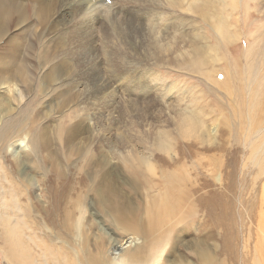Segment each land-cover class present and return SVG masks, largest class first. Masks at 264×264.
Returning <instances> with one entry per match:
<instances>
[{
  "label": "rangeland",
  "instance_id": "rangeland-1",
  "mask_svg": "<svg viewBox=\"0 0 264 264\" xmlns=\"http://www.w3.org/2000/svg\"><path fill=\"white\" fill-rule=\"evenodd\" d=\"M112 1L115 2L110 0L106 6H112ZM227 1L210 0L217 4L213 8L225 7L221 13L225 17L231 13L225 20L232 34L230 42L216 41L197 11L186 14L179 9L175 13L178 24L173 45L186 41L188 33L181 31L180 24L190 20L191 34L201 41L205 39L199 45L217 47L218 56L223 55L228 62L227 70L232 80L238 75L234 64L237 60L242 73L247 74L244 55L248 47L258 41L262 51L258 53L255 70V77L260 80L255 85L256 90L261 91L264 89V3L241 0L236 10H231L228 7H235L234 3ZM59 2L0 0L5 14L0 16V22L1 18L3 21L0 31V137L8 121L14 124L2 138L5 141H0V264H94L91 256L107 264L129 262L130 255L143 247L140 244L146 240V237L131 235L135 233L131 227L148 230L146 211L152 198L164 192L160 191L158 183L164 173L175 172L177 166H184L181 176H185L186 171L190 174L183 188L187 196L175 218L180 222L166 232L161 244L146 252L148 260L144 259L142 264H243L244 259L252 263L256 257L255 245L264 243V175L252 184L254 168L250 170L252 165L248 169L244 164L249 144L256 138H244V129H249V124L240 129L244 132L239 137L235 136L238 128L229 124L234 136L224 138L227 150L215 148L225 143L221 136L227 127L219 121L235 117L238 123L236 86L232 82L227 84L230 91L227 97L212 85V75L206 80L198 73L156 69L154 83L144 87L141 83H129L128 87L123 85V90H118L122 84L117 85L116 77L128 69L124 67L126 50L109 45V55H102L101 43L88 38L83 44L77 40L67 45L64 38L70 41L74 32L73 26L67 24L78 27L80 23L69 17L73 6L62 9ZM25 4L31 5V13L36 14L31 19L25 16L24 20H19L21 16L16 11ZM196 4L204 12L214 11L201 1ZM113 11L118 13L97 16L95 23H104L105 17L130 19L133 16L129 7L115 6ZM82 51L92 54L91 62L80 63ZM58 63L65 78L49 82L51 65ZM222 65L220 61L216 67ZM88 68L90 70H86ZM102 76L104 82L99 81V84L105 86L99 87L96 81ZM216 78L221 77L217 75ZM243 79L246 84L245 77ZM103 87L108 91L101 89ZM108 92L112 98L111 107L102 104ZM212 99L226 103L223 113L212 116H219L214 122L220 127L207 122L209 129L202 137L203 145L195 140H176L173 122L179 110L195 109L198 104V109L208 112L215 109ZM243 109L240 113L247 115ZM263 124L262 117L259 127L253 128L258 130V136L264 133ZM161 128L171 136L168 137L171 146L168 154L153 147ZM15 140L20 141L19 147L11 146ZM105 145L113 148L110 157L104 152ZM140 156L145 157L153 171L138 167L141 174L140 170H135V165L126 162ZM211 158L221 161V166L217 174L210 176L205 168L207 165L201 167V162L197 161ZM198 165L196 172L199 174L192 173L193 166ZM192 175H197V180ZM205 180H209L207 188L202 185ZM106 188L111 191L108 193ZM208 194H221L222 198L205 207L200 199L207 198ZM188 207L194 211L187 216ZM117 211L121 212L122 223L115 217ZM65 214L71 217L69 230L62 225ZM148 238L150 241L153 236ZM203 250L210 257L208 260L203 259Z\"/></svg>",
  "mask_w": 264,
  "mask_h": 264
},
{
  "label": "bare ground",
  "instance_id": "bare-ground-1",
  "mask_svg": "<svg viewBox=\"0 0 264 264\" xmlns=\"http://www.w3.org/2000/svg\"><path fill=\"white\" fill-rule=\"evenodd\" d=\"M59 1H60L59 3L61 4L62 9L69 8V7L73 6L70 10V12H72V13L69 14V17L74 19L76 22L80 23V25L78 27H76V25L72 24V23L67 24V26L72 25L73 31H74L71 35V37L73 39H71L69 41L67 39V37L64 38L67 45L71 46L73 44V42L77 41V40L79 41V43L83 44L84 41L85 42L87 41L85 39L88 38L89 40H93V42L99 41V43H101L102 55H109L110 51L107 50V47L109 45H111L112 48H114L115 46H118V47H122L124 51L126 50V53H124V56H123V57H125V61H126V66H124V67H128V69L125 68L124 72H121L120 75L119 76L117 75V77H116L117 85L122 84L120 87H117L118 90L124 88L125 85L127 86V84H129V83H132V85H133V83H136V84L141 83L142 86L143 85L148 86L147 83L153 82L155 80V79H153L154 76L157 77L158 73L157 72L154 73V71H156V69H165L168 71L180 72V73L184 72V74L186 73V74H192V75H193V73H198L203 78L205 77L206 80H209L208 79L209 75H212L213 78L210 79L212 85L215 86L216 88H219V90H222L224 92V96L226 95L227 97L230 95V91L228 90L229 88L227 87V84L229 82H232L236 86V89H237L234 92L235 97H236L235 101L237 102V106L236 105H234V106H236V110H237V114H238V123H235V121H234L235 117L231 118V120H229V121H228V119H224L223 121H221L219 119L220 120L219 123L222 122V125L224 127H227V129L223 131L222 136L220 135L221 137H223V141H225V143L222 142L220 145L216 146L215 148H218L217 150H220V151H224L227 148V146H228L227 140H225L224 138H226V137L229 138L230 136L231 137L234 136L233 135L234 132L232 131L233 129L232 130L230 129V127L228 126L229 124H232L235 126V128H238V130L235 131V136H237V137L242 135V133L244 132L240 129H244L245 124H249L250 125L249 129H247V128L244 129L245 133H246V136H244V138L247 139L250 136H252V138L255 137L256 139L254 142H250V144H249V149L247 150V151H249V155H247L248 158L245 159L246 161L244 162V164H245V167L249 166V167H247L248 169H250V166L252 165L250 170H252L254 168L255 173L251 178L252 184L257 182L258 179L264 175V133L262 135L258 136L257 135L258 130L253 129V128L259 127V121H261L262 117L264 118V89L261 91L256 90V85H255V83L258 80H260L259 78L257 79L255 77V70L257 69V63L259 62L258 53H260L262 51L261 50L262 47L260 46V43L258 41H255L253 44H251L248 47L247 52L244 55L245 68L247 71L246 75H244L242 73V69H241V66L239 65L238 60L236 61V63H234V64H236L235 69H236L238 75L232 80L229 79V71L227 70L228 62L224 59V56L223 55L220 57L218 56V54H217L218 51H216L217 47L214 48L211 46H202L201 43L199 45V42L201 41V39H199V37L197 38V37L193 36L191 34V31L189 30V29H191L190 20H186V24H180L181 25L180 26L181 31L182 32L184 31L183 33H185V32L188 33L186 38L184 37L186 39V41H181V44H179L177 46L173 45V39H174V35H175L174 33H176V28H177V24H178L177 23L178 20H176L175 13L178 12L179 9L183 12H186V14H192V13H195L197 11L199 16H201V18L205 21L206 25L210 28L212 35H214L216 41H218V42L222 41V43L230 42L232 40V34H230V32H229L228 26H227L225 20L229 16H231V13H229L228 14L229 16H227V17L222 15L221 13L226 10L225 7L224 8L222 7L223 5H221L219 7L220 9L219 8H217V9L213 8V6H215L217 4H216V2H210V0L209 1H206V0H114L115 2L112 1V3H111L112 6L111 5L106 6L107 2L110 0H59ZM200 1L209 10H211V11L214 10L213 13L202 11V9L200 8V5L196 4V3H199ZM240 1L241 0H229V1H227V2H233L234 6H235V7L231 6V8L228 7V9L236 10L235 8H237V4H240ZM260 1H262L264 3V0H260ZM230 5L231 4H229L228 6H230ZM115 6H120V8H125V7L131 8L133 16L130 19L119 18V17H113V18L105 17L104 23H100L101 21L98 23H95L97 16L106 15L108 12H113V15H116L118 13V11H113ZM22 7H23L22 9L16 11V13H19L21 16V17L19 16L20 18L16 17L19 20H24L25 16H26V18L29 17L31 19V17L36 14V13H34V14L31 13V11L33 10L31 8V5L25 4V6H22ZM3 11H4V8H3L2 4H0V16L2 14H4ZM4 22H5V20H4ZM19 23H21V21ZM2 27H3V21L1 18L0 31L2 30ZM189 32H190V34H189ZM256 33H258V31ZM189 35L191 38V42L189 41ZM197 39H199V41H197ZM39 40H41V39H39ZM113 40H115V42ZM203 40H205V39L202 38V41ZM89 44H90V42H89ZM221 47H222V44H221ZM211 54H214V55L211 56ZM93 56H95V55H93ZM79 57L81 58L80 63L83 62V64H84V62L88 63L90 61V59L92 58V54L90 55L89 52L82 51L81 55L79 54ZM49 59H51V58H49ZM118 60H120V59H118ZM13 61H16V60L13 59ZM220 61L222 62L223 65H226L225 68H223V65L220 68L216 67ZM46 63H48V65H49V61H47ZM18 66H19V64H18ZM51 66H52V68L49 72L50 73L49 74V76H50L49 82L54 81L56 79H58V82L63 81V80H60V78H62V76L64 77L65 74L62 72L64 70H61L60 64L59 63L58 64H52ZM100 67H101V64H100ZM16 68H18V67H16ZM43 68H44V66H43ZM259 68L261 69L262 65H260ZM203 69L206 71L205 73L202 72ZM86 70H90V69L88 68ZM99 70H100V68H99ZM19 71L22 72V68L19 69ZM123 73H125V74H123ZM262 73H264V72H262ZM217 75L218 76L220 75L221 78L217 79L216 78ZM96 76H97V73H95L94 78H96ZM100 76H101V74H100ZM103 76L101 77V79L97 78L96 82H98L97 86H99V87H102L104 85V83L99 84V81L104 82ZM243 77H245V79H246V84L242 81V80H244ZM91 81L93 83L94 80H91ZM123 85H124V87H123ZM139 87H140V85H139ZM101 89H104L105 92L108 91L107 88H105V87H103ZM97 94H98V92H97ZM94 96H95V94H94ZM122 99L124 101V98H122ZM231 99H232V97H231ZM102 101H103L102 104L104 106L111 107L112 98H111L110 93L106 94ZM212 101H214V103H215V109L214 110L210 109L208 112H205L206 109L204 111L202 109H198V104H197L195 109L192 108L189 110L188 108H183V109L179 110L178 115L176 116V119L173 122L176 140H178V139H183L186 141L195 140L196 142H199L200 144L203 145L204 141H203L202 137L205 133V130L208 128L206 124L211 122L213 127H216V128L220 127V126H218V124H216L217 121L214 122L215 118L218 119L219 116L218 117L215 116L213 118H212V116H214L217 113H221L223 110H225L226 103H222L220 100H217V99H212ZM98 102H99V100H98ZM203 106H205V105H203ZM188 107H191V106H188ZM94 108H96V110H98L99 112L101 111V108L98 105L95 106ZM233 108L234 107H232V110H233ZM243 108H245V112L247 115L240 113V110ZM229 109L231 110V108H229ZM236 110H233V112L235 113ZM99 112H98V115H100ZM232 116H234V115H232ZM13 126H14V124L9 123V121L6 123V125L3 128L4 132L2 133V136L0 137L1 142L5 141V140H2V138H5L8 135L9 130H11L13 128ZM157 134H158L157 139L155 140V142H153V147L157 151L168 154L171 151V146L169 145L170 141L168 139V137H171L170 133L168 134L166 129L161 128V130H159L157 132ZM207 135H209V134H207ZM207 137H213V136L210 135ZM241 139H242V137H241ZM172 140H174V137ZM212 140H214V139H212ZM245 141H247V140H245ZM238 143H239V140H238ZM244 143H246V142H244ZM11 146L19 147L20 141L15 140L11 144ZM110 146L106 147V145H105L106 149H104V152L107 153L106 155H108V156L112 153L111 151L113 150V148H111ZM117 150H119V149H117ZM144 158L141 156L140 157H134L130 161L126 160V162L128 161L127 163L135 165L136 171H137L138 167H142V169H144V170H147V169L149 171L152 170V167L150 166L148 161ZM218 159H220V157ZM197 162H201V167H203V165H207L205 168L207 170H209L210 176H211V174H215L216 171L221 166L220 165L221 161L219 162V160H217L215 158L214 159H212V158L206 159V160H204V162H203V160H199ZM213 163H217V164H213ZM199 167H200V165L193 166V171L191 170V172L192 173L194 172L195 174H199L198 172H196V169ZM183 168H184V166H177L175 172H167V173L163 174V177L161 178V182H159L158 185L161 184V186H159V187H161L160 191L161 192L164 191V192L159 193L154 198H152L151 203H150V205L146 211V213H147L146 219L148 220L149 232L146 229H145L146 231H142L140 229H135L134 227H131V231L133 233L135 232L134 234H131V235H133L134 237L139 236V238H140V236H141V238L146 237V240L140 244V245H143V247H140L139 249H137V251L133 252L130 255L129 262L127 261V262H125V264L131 263V262L137 263V264H142L144 259L148 260V254L149 253H146V252L152 251L154 248H156L158 243L162 242L161 239L164 237L166 232L172 231V228H176V226L180 222V221H178V223H177V221H175V218H176V215L179 214L178 211L182 207L183 200H184L185 196H187V195L183 194V192H184L183 188H184V186H186L185 185L186 181L190 180V179H188V178H190L189 177L190 174H188V171L185 172V176H181V174L183 172ZM138 170H140V168ZM139 172H141V174H142V170H140ZM193 177L195 180H197V175H195ZM190 182H192V181H190ZM193 185H194V183H193ZM202 185L207 188L209 186V180H205L202 183ZM199 188L200 187H198L196 190H198ZM201 188H202V186H201ZM191 189H193V188H191ZM106 190L108 191V193L111 191V190L109 191L108 188H106ZM188 192H190V191H188ZM208 195L209 196L207 198H201L200 199L202 205L205 207L210 206V205L212 206L216 202L217 198H220V199L222 198L221 194L220 195H214V196L210 195V194H208ZM99 201L100 200H98V202ZM110 201H111V199H110ZM113 204H115V203H113ZM117 204H115V207L118 206ZM115 209H117V208H115ZM193 211L194 210L192 207H190V208L188 207L187 208V216L190 215ZM70 215L65 214L66 219L62 223V225H64L68 230L70 228V225H69V220L71 219ZM115 217L118 219V223H122L120 211H117ZM263 220H264V218H263ZM173 225H174V227H173ZM261 225H262V223H261ZM262 227H264V226H262ZM127 228H128V226H127ZM146 233L148 235H146ZM151 235L153 236V238H152V240L149 241V239H151V238H148V237H150ZM255 248H256L255 249L256 257L254 259H252V263H250L249 261L244 259L243 264H264V243L258 242L255 245ZM202 253L204 254V253H206V251L204 252V250H203ZM203 254H202L203 259L208 260L210 258L207 254H204V255ZM91 258L95 261L94 264H107L106 262L103 263V261H100L96 257L91 256ZM102 259H105L104 255L102 256ZM113 263L114 262H111L108 264H113Z\"/></svg>",
  "mask_w": 264,
  "mask_h": 264
}]
</instances>
